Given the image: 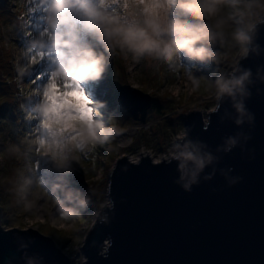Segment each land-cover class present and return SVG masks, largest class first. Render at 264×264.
<instances>
[{"label": "water", "instance_id": "obj_1", "mask_svg": "<svg viewBox=\"0 0 264 264\" xmlns=\"http://www.w3.org/2000/svg\"><path fill=\"white\" fill-rule=\"evenodd\" d=\"M254 43L258 50L239 62L251 70L244 93L222 99L214 111L215 100L204 117L199 110L180 117L191 150L205 159L194 182L191 162L182 172L169 157L121 154L112 161L107 204L79 248L83 264H264V24ZM116 95L119 106L143 122L151 97L125 84ZM0 264L70 259L32 227L0 225Z\"/></svg>", "mask_w": 264, "mask_h": 264}, {"label": "clouds", "instance_id": "obj_2", "mask_svg": "<svg viewBox=\"0 0 264 264\" xmlns=\"http://www.w3.org/2000/svg\"><path fill=\"white\" fill-rule=\"evenodd\" d=\"M35 7L42 10L43 26L31 31L28 21L20 25L28 36L25 58L36 62L45 56L50 75L29 111L36 124L29 133L33 142L24 150L33 158L44 157L60 174L70 171L80 154L118 134L116 125L101 119L81 86L100 79L111 58L117 54L137 62L151 58L184 68L194 84L199 76L182 61L213 62L218 74L204 78L214 90L215 111L222 99L244 93L251 70L239 62L258 50L254 40L264 24V0H37ZM229 53L234 55L229 58ZM234 106L237 112L243 111L241 103ZM191 149L186 132L178 134L169 162L175 159L182 172L191 162L194 182L205 159ZM58 178L51 179L53 188L59 187ZM10 183L21 201L37 187L48 191L37 174L36 161L28 169H17ZM183 186L188 189L189 183ZM54 199L59 202L61 197ZM63 199L66 205L73 200L81 207L88 203L79 190L71 188H65Z\"/></svg>", "mask_w": 264, "mask_h": 264}, {"label": "rangeland", "instance_id": "obj_3", "mask_svg": "<svg viewBox=\"0 0 264 264\" xmlns=\"http://www.w3.org/2000/svg\"><path fill=\"white\" fill-rule=\"evenodd\" d=\"M36 3L37 0H0V34L3 38L0 45L7 47L6 50H3V58H6L10 67L9 71L5 70V73L9 74L4 76V80L7 84L10 83L11 79L15 80L16 97H19L20 102L16 118L18 121L17 127H14L15 130L20 131V134L12 132L10 135L0 136V184L6 181L7 191L2 204L0 203V218L2 214H6L8 216L7 220H9V223H2L0 220V225L3 229L32 227L49 236L61 251L69 257L71 264H83V254L79 248L86 229L94 220L95 215L99 213L100 208L107 204L105 197L107 173L112 161L121 154L131 160H135L143 154L149 155L152 160L168 158L172 142L178 134L183 133L180 117L190 110H199L204 117L205 113L213 108L216 100L214 90L211 92V85L204 76H201V73L205 72L207 63H211V69L207 71V74L214 77L218 74V66L212 64L211 61L183 60L182 62L193 71L194 75L199 76L197 83L194 84L192 77L187 74L184 68H174L168 63L157 62L151 58H145L137 62L131 57L121 55V64L127 76L125 82H118L117 80H120L118 71L115 72V69L110 70L109 62L100 79L81 83L86 95L92 101L91 106L97 108L101 113V119L105 123L114 125L117 123L116 116L112 117L113 120L109 118L108 113H106L107 104L101 100L107 92L106 81L111 80L114 89L125 84L147 93L150 97L152 95L156 105H161V96L165 95L171 107L170 112L167 110V115L175 113L171 122L175 126L179 124L180 127L172 132L168 144L163 139L156 140V135H153L150 131V143L145 144L142 141L140 145L133 144L132 140L137 130L148 125L143 124V122L145 119H150L151 113L147 116L145 114L143 122L135 120L138 123L137 125L126 126L122 130H118V134L114 138L86 150L79 155L76 162H73L70 171L60 174L52 168L50 162L44 157L33 158L31 154L24 150L26 144L33 142L29 133L36 124V120L29 118L28 114L31 109L26 108L23 100L28 98L29 105L32 106L40 98L36 93L42 92V86L50 75V64L46 62L48 59L45 56L41 55L35 63L31 59L25 58V42L28 36L20 28V25L28 21L26 27L31 31L36 30L33 27H28L31 23L34 26H43V13L40 8L35 7ZM29 8L32 11L29 12ZM30 19L39 21L35 20L30 23ZM17 32H20L18 36L25 44L20 52L15 41ZM228 55L230 58L234 53ZM111 59L116 64L117 58L113 57ZM143 63H146V67H142ZM193 64H195L194 68L192 67ZM163 65H167L168 68L164 69ZM141 69L159 72V78H162L161 83L155 85L152 81L143 82L139 76ZM219 70L224 71L225 66L220 65ZM26 74L28 75L26 76ZM166 74L171 76L173 80L169 81ZM6 90L9 91V87H6ZM116 93L117 91H115ZM24 119H29L30 123L28 128L23 127L22 129L18 123ZM12 124L15 125L14 122ZM131 126H135V130L131 133L129 140L121 145L118 141L119 135ZM5 150H8L6 152L7 164L5 170L1 171L4 166L3 154ZM34 159L37 164V174L44 179L47 189V184H52L51 179L59 175L57 181L59 186H68L73 189L82 187L85 192L79 193L83 197L90 191L87 205L81 207L75 200L70 205H66L64 199L58 205L56 204L57 200L54 199L55 196L51 199L46 190L40 187L33 190L27 200L21 201L15 195L10 182L13 180L17 169H28L31 165H35ZM12 194H14L15 202L11 206L9 198ZM69 209H75L79 214H74Z\"/></svg>", "mask_w": 264, "mask_h": 264}, {"label": "trees", "instance_id": "obj_4", "mask_svg": "<svg viewBox=\"0 0 264 264\" xmlns=\"http://www.w3.org/2000/svg\"><path fill=\"white\" fill-rule=\"evenodd\" d=\"M30 23L32 21H35L36 19H30ZM39 21V20H36ZM29 28L33 27L36 29L37 26H34L32 23L30 26H28ZM20 35V32H17V34H15V41L18 45V49L19 52L20 50H22V46H24V42L21 41L20 37L18 36ZM1 34H0V41H1ZM6 50L7 47H3L0 45V136H6V135H10L12 132H15L17 134H20L19 130H15L14 127H17V116H18V110H19V97H16V92L15 89H17L16 84H15V80L11 79L10 83L7 84V82H5L4 80V76H8L9 73H5L6 71H9V66H8V62L6 60V58H3V50ZM117 58L116 60V64H114V62L112 61V59L110 60V70H114L115 72L118 71V74L120 76V80L118 79V82H125V78H126V73L125 70L121 64V55L117 54L115 56ZM47 63L50 64V61L47 60ZM164 64V63H163ZM214 64V63H212ZM211 63H207V68L205 70V72L201 73V76H207V77H212L210 74H207V71H210L211 69ZM164 69H167L168 66L167 65H163ZM217 66V65H216ZM7 67V69H6ZM142 67H146V63L142 64ZM108 69V70H109ZM6 74V75H5ZM28 74H26L27 76ZM140 79L143 80V82H148V81H152L153 83H155V85H159L161 83V77L159 78V72H154L153 71H148V70H140ZM166 76L168 77L169 81H172L173 78L171 76H168V74H166ZM107 84V93L103 96V102L105 104H107V109H106V113H108V116L110 119L113 120V116H116V126L118 127V130H122L124 127L129 126V125H137L138 123L133 120L132 116L130 114H128L127 112H125L118 104V98L117 95L115 94V91H117V89H114V85L111 82V80H107L106 81ZM6 87H9V91L6 90ZM213 91V89H211V92ZM151 99H152V95H151ZM161 105H156L155 102L152 99V103L150 105V107L147 109L146 111V116L148 114L151 113L150 119H145V121L143 122V124H148L145 128H139L136 132L135 137L132 140L133 144H137L140 145V143L143 141L145 144L150 143V139H149V134L152 133L153 135H156V140L159 139H163L164 142H166V144H168L167 142L169 141L170 137L172 136V132H174L175 130H177L180 125H176L172 124L171 120L174 117V114H168V112H170V106H169V102L166 99V96L163 95L161 96ZM24 103L26 105L27 109H31V106L29 105V100L28 98H24ZM167 110H169L167 112ZM180 116V115H178ZM15 123L12 124V123ZM114 122V121H113ZM29 123L30 120L29 119H24L22 121H20L19 127H29ZM114 125V124H113ZM21 129V128H20ZM150 131V133H149ZM131 149V147H130ZM8 150H5L4 154H3V159H4V166L3 168H1V171L5 170V166L7 164L6 162V155ZM107 168V166H106ZM6 181L3 184H0V203L2 204V201L4 200V197L7 195V191H6ZM48 191H46V193H48L49 197H51V199L55 196H59L61 197V199L59 200V202L56 201V204L60 205L63 202V195H64V190L65 188H71L68 186H59L57 188H53L52 184L48 183ZM73 189V188H71ZM77 189V188H76ZM77 190H79L80 193H84L85 190L84 188L80 187ZM90 195V191L86 193V195L84 197L88 198ZM102 199H103V194H102ZM10 200V204L11 206L13 205L14 201V194H12V196L9 198ZM8 216L6 214H2V217L0 218V220L2 221V223H9L7 220Z\"/></svg>", "mask_w": 264, "mask_h": 264}, {"label": "bare ground", "instance_id": "obj_5", "mask_svg": "<svg viewBox=\"0 0 264 264\" xmlns=\"http://www.w3.org/2000/svg\"><path fill=\"white\" fill-rule=\"evenodd\" d=\"M135 130V126L127 128L124 132L119 135V143L122 145L129 140L131 133Z\"/></svg>", "mask_w": 264, "mask_h": 264}, {"label": "snow or ice", "instance_id": "obj_6", "mask_svg": "<svg viewBox=\"0 0 264 264\" xmlns=\"http://www.w3.org/2000/svg\"><path fill=\"white\" fill-rule=\"evenodd\" d=\"M33 63H35V62L33 61ZM51 86H52L51 81H49V89L51 88ZM37 151H38V149H37Z\"/></svg>", "mask_w": 264, "mask_h": 264}, {"label": "built area", "instance_id": "obj_7", "mask_svg": "<svg viewBox=\"0 0 264 264\" xmlns=\"http://www.w3.org/2000/svg\"><path fill=\"white\" fill-rule=\"evenodd\" d=\"M82 260H83V258H82ZM70 264H71V260H70Z\"/></svg>", "mask_w": 264, "mask_h": 264}]
</instances>
